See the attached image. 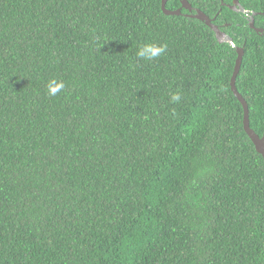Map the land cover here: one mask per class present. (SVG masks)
<instances>
[{
  "label": "trees",
  "instance_id": "16d2710c",
  "mask_svg": "<svg viewBox=\"0 0 264 264\" xmlns=\"http://www.w3.org/2000/svg\"><path fill=\"white\" fill-rule=\"evenodd\" d=\"M163 1L0 0V264H264V0Z\"/></svg>",
  "mask_w": 264,
  "mask_h": 264
},
{
  "label": "water",
  "instance_id": "95a60500",
  "mask_svg": "<svg viewBox=\"0 0 264 264\" xmlns=\"http://www.w3.org/2000/svg\"><path fill=\"white\" fill-rule=\"evenodd\" d=\"M169 0H164L163 1V9L166 12V14L168 15H181L182 14V9H179L177 11H170L167 9V3ZM239 1L237 0V3ZM183 8L185 9H190V5L188 0H183ZM204 22H206V24L211 27L213 30L216 31L217 37L220 40L221 43L223 42H230L233 43V41L228 38V35L223 32L222 30H220V28H218L217 26H215L213 24V20L206 15L204 12L199 11L198 14L196 16H194ZM252 27L254 29H257L255 26V22L253 21L252 23ZM258 33L260 34H264V29H257ZM238 59H237V63H236V68H235V72L232 78V89L233 92L235 93L236 97L240 100V102L243 104L244 106V110H245V117H244V126H245V130L247 132V134L250 136V138L252 139L256 150L258 151V153H260L263 158H264V135L263 137H261L260 135H258L251 127V120H250V108L248 105V102L246 101V99L242 96V94H240V92L238 91L237 88V79L239 76V73L241 71L242 68V64H243V60L245 57V49L244 48H239L238 49Z\"/></svg>",
  "mask_w": 264,
  "mask_h": 264
},
{
  "label": "clouds",
  "instance_id": "9594fccd",
  "mask_svg": "<svg viewBox=\"0 0 264 264\" xmlns=\"http://www.w3.org/2000/svg\"><path fill=\"white\" fill-rule=\"evenodd\" d=\"M166 53L167 44H157L149 41L138 46L136 50V57L145 61H152L166 55ZM65 87V81L57 77H51L46 84L47 93L51 97L57 96L59 93L65 90ZM181 99V93L177 91L172 93L170 102L179 103Z\"/></svg>",
  "mask_w": 264,
  "mask_h": 264
},
{
  "label": "flooded vegetation",
  "instance_id": "af4514ba",
  "mask_svg": "<svg viewBox=\"0 0 264 264\" xmlns=\"http://www.w3.org/2000/svg\"><path fill=\"white\" fill-rule=\"evenodd\" d=\"M239 2L237 3V0H235V3H233V5H230V4H225V3H222L223 5H225V6H227V7H229V8H232V9H234V10H237L238 12H242V13H247V14H249V12L248 11H245L244 9H243V7H242V5H241V3H240V0H238ZM188 2H189V5H190V9H188L189 10V15L190 16H196L197 14H198V12L199 11H201L200 10V8H196V7H194L193 6V4L188 0ZM218 15V14H217ZM217 15L216 16H214V17H211V16H209L212 20H213V24L216 22V20H217ZM251 17H253V16H251ZM215 26H217L218 28H220L217 24H214ZM220 30H222L221 28H220Z\"/></svg>",
  "mask_w": 264,
  "mask_h": 264
}]
</instances>
